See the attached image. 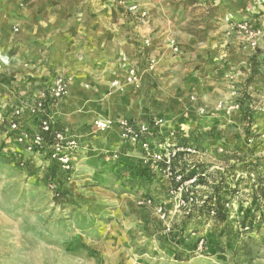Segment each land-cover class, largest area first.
<instances>
[{
  "label": "rangeland",
  "instance_id": "374dc122",
  "mask_svg": "<svg viewBox=\"0 0 264 264\" xmlns=\"http://www.w3.org/2000/svg\"><path fill=\"white\" fill-rule=\"evenodd\" d=\"M108 3L134 15L132 50L140 60L123 56L121 74L110 76L106 89L131 92L136 110L105 118L112 125L104 131L94 124L104 120L99 116H84L73 127L81 145L57 192L44 177L46 157L9 141L8 113L0 112V264H241L242 253L238 263L233 254L241 237L244 250H252L242 264H264V226L238 236L254 212L247 173L237 171L231 183L236 190L226 228L213 231L208 221L201 238L179 244L168 235L230 165L252 162L264 176V51L251 59L264 49V0H104V10ZM173 22L191 35L194 50L172 38L158 44L160 24L169 32ZM241 22L257 32L255 47L239 31ZM251 62L256 72L247 85ZM160 64L174 72L164 87L155 74ZM200 65L208 78L196 88L191 80ZM220 66L223 75L215 73ZM129 67L142 72L137 83L125 81ZM65 77L70 86L72 75ZM22 119L32 122L27 113ZM121 119L148 125L150 150L120 140ZM189 145L194 152L185 150ZM152 152L169 156V163L153 162ZM186 169L201 173L179 184L174 177Z\"/></svg>",
  "mask_w": 264,
  "mask_h": 264
},
{
  "label": "crops",
  "instance_id": "0c3cea01",
  "mask_svg": "<svg viewBox=\"0 0 264 264\" xmlns=\"http://www.w3.org/2000/svg\"><path fill=\"white\" fill-rule=\"evenodd\" d=\"M21 1H24L22 6ZM102 2L0 0V112L3 115L21 103L30 102L55 76L70 74L73 82L68 96L53 106L57 123L70 134L77 135L72 129L85 123L84 116L118 119L136 110L137 99L131 92L109 93L106 89L107 79L121 74L123 56L127 60H140L132 50L136 37L130 29V18L135 17L120 12L122 7L113 3H108L104 10ZM164 25L160 24L156 31L158 44L164 45L172 38L188 52L197 46L191 35L178 27L180 24L173 22L169 32ZM157 67L155 74L160 75L158 82L162 87L172 82V66ZM221 67L216 69L217 75H223ZM205 74L206 66L200 65L192 75L196 88L207 83ZM23 121L34 129L30 121Z\"/></svg>",
  "mask_w": 264,
  "mask_h": 264
},
{
  "label": "built area",
  "instance_id": "2783aa9c",
  "mask_svg": "<svg viewBox=\"0 0 264 264\" xmlns=\"http://www.w3.org/2000/svg\"><path fill=\"white\" fill-rule=\"evenodd\" d=\"M24 5V1L20 2ZM239 31L248 34V43L255 47L256 40L253 36L257 32L251 30L247 22H241L238 25ZM17 31V28H14ZM152 65L149 66V69ZM142 72H138L134 67H129L126 72L125 81L127 83H137ZM69 92V78L63 75L55 76L51 82L45 85L30 102L24 103L12 109L5 117V135L6 138L14 142L17 147L22 146L30 154L44 155L46 162H58L63 170H68L72 164V158L81 145L78 137L67 132V129L57 123L54 117L53 106L56 102L62 100ZM24 113L32 119L33 130L23 123ZM161 122L160 120L156 123ZM96 129L104 131L112 125L111 120H95ZM120 140L125 144L138 145L143 150L151 149L149 137V127L147 124L135 123L128 119H121L117 122ZM56 129V131H53ZM186 151L194 152L195 148L189 145ZM16 152V151H15ZM14 152V155H15ZM153 162L161 160L169 163V156L166 159L160 154L152 152ZM165 157V156H164ZM171 172H169L170 174ZM177 181L180 175L174 177Z\"/></svg>",
  "mask_w": 264,
  "mask_h": 264
},
{
  "label": "trees",
  "instance_id": "16d2710c",
  "mask_svg": "<svg viewBox=\"0 0 264 264\" xmlns=\"http://www.w3.org/2000/svg\"><path fill=\"white\" fill-rule=\"evenodd\" d=\"M263 51L264 49L257 50V52L251 57L252 61H254L258 55L262 54ZM251 71L250 76L246 80L247 85L252 83V78L256 72V66L253 65V62H251ZM53 131H56V129ZM18 154V152H15V156H17L15 160L17 161L21 158V155L18 156ZM2 155L6 158V155ZM186 170L185 174L181 176L179 184L186 179L192 178L193 175L201 173V171L196 172L194 169ZM237 171L240 173H247L248 176H253L252 183L249 186L250 190L247 195L249 196V199H251L254 208V212L249 215L250 220L246 226L242 227L241 232H238V236H243L246 232H249L254 225H256L255 228H259L261 225L264 226V211L262 209V206L264 205V176L261 174L259 167L255 163L246 162L240 165L232 164L227 168L225 174H220L217 178L211 181L212 185L210 186V192L205 195L204 199H200V204H193L191 211L186 216V220L180 225H176L175 228L169 232L168 235L173 239L175 244H179L191 235L200 237V231L208 221L212 222L211 227L214 228L213 231H217V228H215L217 226H222L223 228L227 227L226 218L228 209L232 203L234 192L236 190L231 187V183ZM44 177L52 183V186L55 189L54 191L57 192L60 189V185L68 180L69 171L63 170L58 162L50 161L44 168ZM182 196L186 199L185 194ZM255 212H258V215H256ZM223 230L224 229L217 232L218 237L223 235ZM239 241H241L243 246H239L237 250L233 251V254H236L235 256L237 260H235V263H238L240 260L238 253H242L244 257L240 260V263L242 264L248 261V257L252 250H244L246 249V243L242 240V237L239 238ZM195 244L193 245V248L196 247ZM175 255L179 258L182 257V254L176 253Z\"/></svg>",
  "mask_w": 264,
  "mask_h": 264
}]
</instances>
